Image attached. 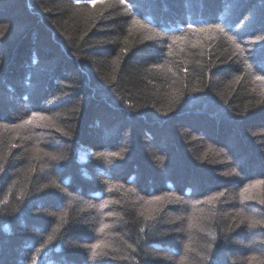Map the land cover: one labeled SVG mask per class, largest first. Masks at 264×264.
<instances>
[{"label":"trees","instance_id":"trees-1","mask_svg":"<svg viewBox=\"0 0 264 264\" xmlns=\"http://www.w3.org/2000/svg\"><path fill=\"white\" fill-rule=\"evenodd\" d=\"M257 77L264 0H0V264H264Z\"/></svg>","mask_w":264,"mask_h":264},{"label":"snow or ice","instance_id":"snow-or-ice-1","mask_svg":"<svg viewBox=\"0 0 264 264\" xmlns=\"http://www.w3.org/2000/svg\"><path fill=\"white\" fill-rule=\"evenodd\" d=\"M121 3H124V0H121ZM133 23L135 24H141V22L139 20H134ZM142 27H148L147 25H141ZM217 28H219L220 31H223V28H221L219 25L216 26ZM257 79H264V77H257ZM43 118V117H41ZM30 121H26L25 123H29ZM111 155H116V154H111ZM243 194V192H242ZM157 199H159L157 197ZM106 227V226H105ZM52 237H49V240H51ZM101 247L100 244H94V245H91V248H92V255L93 257L99 255L100 253L97 251V249H99Z\"/></svg>","mask_w":264,"mask_h":264}]
</instances>
